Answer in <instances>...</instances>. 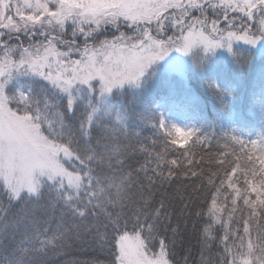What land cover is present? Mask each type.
Listing matches in <instances>:
<instances>
[{
  "label": "trees",
  "instance_id": "obj_1",
  "mask_svg": "<svg viewBox=\"0 0 264 264\" xmlns=\"http://www.w3.org/2000/svg\"><path fill=\"white\" fill-rule=\"evenodd\" d=\"M183 2L181 11L162 12L159 29L155 21L150 24L152 35L164 30L168 36L177 34L179 31L171 28L170 20L185 10L188 19L215 24L221 32L235 20L249 22L244 13L226 8L217 0H194L202 7H191L188 0ZM24 12L28 14V10ZM6 15L22 23L14 7ZM254 16L257 19L252 32L259 35L263 25L259 13ZM5 31L0 28V32ZM48 32L76 45L85 41L83 35L73 38L70 25L65 26L63 33ZM121 33L126 37L136 35L127 25H122L119 31L109 26L88 43L99 47V41L111 40ZM29 35L21 29L11 36L3 35L0 40L11 47L41 40L38 32ZM260 40L257 47L234 45L226 60L196 50L189 55L183 75L168 73L161 64H153L139 81L113 89L110 101L123 118L124 131L120 133L117 129L118 135L114 134L123 151L118 158L122 166L115 160L111 168L107 162L91 165L104 192L90 189L97 195L88 204L89 197L85 190L81 191L76 206L85 211L84 216L75 215L47 186L39 200L19 201H10L0 186V264H115L114 238L123 234L117 227L129 235L140 231L152 252L159 251L162 239L170 264H232L233 257L226 249L246 253L249 241L264 244L260 239L264 236V211L250 210L243 198L233 206V192L227 181L231 177L243 190L245 180H253V171L256 180L259 179L260 157L264 155V38ZM79 57L74 54L72 59ZM17 84L31 87L43 107L48 94L41 92V88L46 81L20 77L10 82L6 91L11 94ZM238 97L241 107L236 102ZM180 108L184 110L190 133L184 144L173 141L161 127L162 116ZM74 111L75 115L68 113L65 122L73 132L72 146L82 148L84 140L77 129L84 108ZM105 123L109 124L107 118ZM119 123L113 115L109 126ZM106 135L102 129L94 128L92 146L97 141L108 143ZM173 160L176 164L171 163ZM112 178L117 181L124 178L119 191L109 185ZM213 197L222 209L220 222L209 215ZM251 198L255 200V194ZM137 223L144 226L143 230L136 227ZM208 225L211 229L206 231ZM241 238L243 248L239 247ZM260 255L254 249L253 256L248 258L257 264L256 257Z\"/></svg>",
  "mask_w": 264,
  "mask_h": 264
},
{
  "label": "snow or ice",
  "instance_id": "obj_2",
  "mask_svg": "<svg viewBox=\"0 0 264 264\" xmlns=\"http://www.w3.org/2000/svg\"><path fill=\"white\" fill-rule=\"evenodd\" d=\"M189 5L202 7L194 0H189ZM13 7L22 23H16L11 15H6ZM170 7L184 9L179 0H22V3L18 0L15 5L12 0H0V28L6 30L0 32V37L5 34L11 36L12 32L23 29L30 35L38 32L47 41L28 48L0 43V52L3 53L0 55V186L8 193L10 201L39 200L47 186L75 215L84 216L85 211L76 206L81 191L85 190V195L89 197L88 204L97 195L90 189L104 192L100 179L93 175L91 165L107 162L111 168L115 160L122 166L118 158L123 155L116 142L117 129L120 133L124 131L123 118L115 112L109 93L125 82L139 81L150 65L163 59L173 49L188 53L201 44L208 49L222 46L220 41L223 36L215 24L212 33L216 35L210 39L211 34L206 35V29L194 27L202 23L199 20L187 25V35L181 31L178 37H168L166 41L158 38L159 33L154 37L150 24L155 21L159 29L161 14ZM226 8L244 13V19L249 22L253 10L258 9L260 24L264 25V0H226ZM24 10H28L27 15ZM182 14H186V10ZM66 25H70L73 38L77 35L85 37L83 45L63 41L68 46L67 52L57 47L59 35L53 36L45 31L47 26L63 33ZM122 25L135 30L136 35L126 37L121 33L111 40L99 41V47L89 45V39L101 29L111 26L119 31ZM239 31L244 35L228 31L226 40L229 41V48L233 38L252 44L264 38V29L257 35L248 24ZM74 54L80 58L72 59ZM20 77H39L47 82L41 92L50 95V99L45 96L43 107L31 87L22 88L17 84L11 94L6 91V86ZM78 107L84 108L83 119L77 129L84 140L82 148L72 146L73 132L65 122L68 113L75 115L74 109ZM113 115L120 123L109 126ZM106 118L109 124L105 123ZM94 128L102 129L109 142L101 144L97 141L93 147L91 132ZM173 128L181 136L190 135L176 126ZM171 163L176 164V161ZM260 165L258 181L253 171V180L246 179L243 190L231 177H227L233 192V206L243 198L244 205L250 210L264 211V155L260 157ZM123 183L124 178L109 181V185L117 187L118 191ZM252 194H255V200L251 198ZM84 208L86 210L87 205ZM221 211L216 197H213L210 218L220 222ZM136 227L143 230L144 226L137 223ZM148 228L151 230L150 225ZM210 229L211 225H208L206 231ZM117 231L123 234L114 238L117 248L115 264H170L167 245L162 239L159 251L152 252L149 244L141 238L140 231H134L132 235L118 227ZM244 232H248L247 227ZM228 238L226 234L224 240ZM260 239L264 240V236ZM243 246L242 240L239 247ZM254 249L261 253L256 257L257 264H264V244L254 245L249 241L246 253H235L231 249L226 251L233 257L232 264H253L248 257L253 256Z\"/></svg>",
  "mask_w": 264,
  "mask_h": 264
},
{
  "label": "rangeland",
  "instance_id": "obj_3",
  "mask_svg": "<svg viewBox=\"0 0 264 264\" xmlns=\"http://www.w3.org/2000/svg\"><path fill=\"white\" fill-rule=\"evenodd\" d=\"M12 1H13L14 5L18 2V0H12ZM217 1L219 2V4H222V5L226 6V0H217ZM19 2L22 3V0H19ZM179 2L181 4H184L183 0H179ZM173 9H175V8H171L170 7V8H168L167 12L173 11ZM177 10L181 11V9H177ZM183 12L178 13V17L175 20H173V21L170 20L171 28L174 29V31H179V32H177V34L173 33L170 36H168V34L166 33V30H164L163 32L160 31V34L158 35V38L160 40L166 41L168 37H178L180 35L181 31H183L184 35L188 34V30H186L187 29V25L192 24L193 21L197 20V19H193V20L191 19L190 20V19H188L187 15L182 14ZM253 13L254 14L259 13L258 9L253 10ZM254 14H253V17L251 19V22L247 23L246 21L235 20V21L229 23V26L224 28L222 32L220 31V33L223 36V39H221V41H220V43L222 44L221 47L208 49L206 46L201 44V45H197V46L193 47V49L191 51H189L188 53L179 51L177 49H173L167 55H165L163 57V59L157 60L153 64H161V66H163V68L168 73H174V74H178V75H183L184 66L186 64V61H187L189 55L192 52L196 51V50H201L205 55H213V56H216V57L219 56V57H222L224 60H226L227 57L231 56V49H232V47L234 45H243V46H247V47H257L261 43L260 39L255 44H252V43L246 42L244 40H236V39L233 38L230 41V44H231L230 48L228 47L229 41L226 40L228 31L236 32L238 35H241V36L244 35V33L238 32L239 29L243 25L248 24L250 26L251 30H253V25L252 24L257 19V16L255 17ZM186 17H187V21L185 22ZM177 21H179V23H177ZM199 21L202 22V23L200 25H194V27H197L198 30L206 29L207 31L205 32V34L206 35L211 34V35H209L210 39L212 38V35H216V33H211L210 32V30H212L213 26L204 24V22L202 20H199ZM222 23H223V21H222ZM180 24H183V25L185 24L186 26L184 27L182 25L183 27H180ZM237 24H239L240 27H238ZM182 28L183 29L185 28V30H183ZM217 29H219V28H217ZM261 29H264V25L262 26ZM48 30H52V29L46 26L45 31L48 32ZM245 31H247V29H245ZM56 32H58V30H56ZM155 33L153 35L154 37L158 34L156 31H155ZM250 33H249V35H251ZM51 35L57 36L58 34H51ZM32 36L33 35H29V37H32ZM39 37H40L41 40H39V41H37V40L36 41H34V40L32 41L31 40L30 43H28V44H26L25 46H22V47L23 48H28L30 45H35L37 43H40L41 41H43L44 43L47 42V41L43 40V37L41 35H39ZM3 42H5V41H1L0 40V43H3ZM57 47L61 51H65V52L68 51V46L63 43V39L61 37H60L59 41H57ZM2 54L3 53L0 52V55H2ZM132 82H136V81H132ZM126 83H129V82H125L123 85H125ZM123 85H121V86H123ZM121 86H118V87H121ZM234 102H235V98L232 100V103H234ZM236 102L238 103V105L240 107L242 106V101H241L240 97H238L236 99ZM183 111L184 110L180 108V109H178V110H176V111H174V112H172L170 114H164L162 116V118H161V123H163L164 131L172 138L173 141H175L178 144H184L187 135L181 136L179 133H177L175 131V128H173V126H176V127L180 128L184 133H188L189 132L188 129H187L188 127H187L186 119H185V117L183 115Z\"/></svg>",
  "mask_w": 264,
  "mask_h": 264
}]
</instances>
